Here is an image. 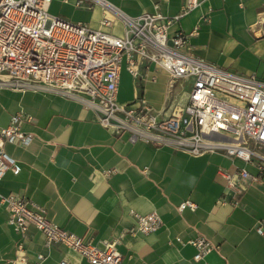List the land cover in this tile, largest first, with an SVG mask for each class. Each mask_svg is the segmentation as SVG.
I'll list each match as a JSON object with an SVG mask.
<instances>
[{
    "label": "crops",
    "instance_id": "crops-1",
    "mask_svg": "<svg viewBox=\"0 0 264 264\" xmlns=\"http://www.w3.org/2000/svg\"><path fill=\"white\" fill-rule=\"evenodd\" d=\"M184 0H50L47 11L92 29L114 35L124 32V16L156 9L172 16ZM202 15H207L203 19ZM107 19L108 23L103 22ZM195 55L233 72L264 77V0H199L174 19L167 35L189 32ZM144 79L133 80L130 96L120 90L117 100L131 101L137 89L155 109L163 106L168 75L150 64ZM154 73L155 78L150 79ZM135 84L137 86H135ZM30 115L20 129L32 135L23 146L6 141L4 149L20 166L0 179V194L17 193L44 209L60 227L102 247L116 241L121 264H187L195 251L188 239L202 235L216 245L209 264H264V172L254 162L215 149L192 154L171 145L131 140L126 130L111 132L94 111L57 92L0 86V126L17 112ZM264 155V153H260ZM242 167L257 174L244 187H231L222 172ZM104 169H113L105 175ZM189 199L196 203L179 210ZM156 211L162 220L153 232L130 233L133 213ZM8 210L0 200V264H91L63 243L46 244L33 225L24 234L5 222ZM179 238V239H177ZM17 243L25 263L15 261ZM43 257L38 259L37 255Z\"/></svg>",
    "mask_w": 264,
    "mask_h": 264
},
{
    "label": "built area",
    "instance_id": "built-area-1",
    "mask_svg": "<svg viewBox=\"0 0 264 264\" xmlns=\"http://www.w3.org/2000/svg\"><path fill=\"white\" fill-rule=\"evenodd\" d=\"M49 2L0 0V86L52 91L74 98L91 108L111 132L126 130L131 140L171 145L192 154L220 149L228 156L250 162L256 156L258 173L264 172V155L254 147L264 146V77L217 67L195 55L188 37L197 33V25L189 32L179 30L167 35L170 23L197 6L199 0H184L180 11L172 16L157 9L135 17L124 16L122 35L49 14ZM202 17L206 19L207 15ZM123 62L135 82L144 79L142 70L150 64L166 71V97L160 109L153 108L138 89L131 101L117 100ZM154 78L152 73L150 79ZM29 118L19 111L10 116L7 125L0 126V179L7 170L20 169L4 143L27 145L32 135L20 129V122ZM112 170L104 169L102 173L107 175ZM222 174L231 187L242 188L257 180V174L242 167ZM0 200L8 210L5 222L21 235L33 225L48 245L63 243L91 264H121L115 240L103 239L102 247L84 241L17 193L0 194ZM187 206L194 209L196 203L185 199L177 208ZM133 215L130 233L153 232L162 223L156 211ZM256 230L264 233V219H258ZM187 242L195 249L187 264H209L205 256L216 245L202 235ZM16 252L15 261L25 263L20 243Z\"/></svg>",
    "mask_w": 264,
    "mask_h": 264
},
{
    "label": "rangeland",
    "instance_id": "rangeland-1",
    "mask_svg": "<svg viewBox=\"0 0 264 264\" xmlns=\"http://www.w3.org/2000/svg\"><path fill=\"white\" fill-rule=\"evenodd\" d=\"M123 64H124V62H123ZM121 84L122 85L120 87V90H122L124 94H127L130 96L132 88H133V78L131 77V75L129 73H126L123 75V81ZM135 86H137V85L135 84ZM250 144L253 145V143H251V142H250ZM254 147L260 153H264V146L255 145Z\"/></svg>",
    "mask_w": 264,
    "mask_h": 264
}]
</instances>
